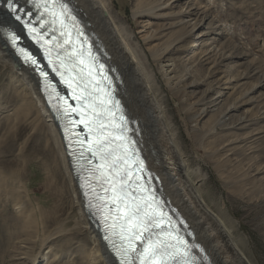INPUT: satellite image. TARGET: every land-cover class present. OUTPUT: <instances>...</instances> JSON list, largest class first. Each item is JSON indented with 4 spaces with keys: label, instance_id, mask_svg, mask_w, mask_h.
<instances>
[{
    "label": "rangeland",
    "instance_id": "1",
    "mask_svg": "<svg viewBox=\"0 0 264 264\" xmlns=\"http://www.w3.org/2000/svg\"><path fill=\"white\" fill-rule=\"evenodd\" d=\"M109 1L142 43L144 24L149 23L155 33L165 23L152 17L138 23L132 9L139 0ZM198 7L209 18L198 26L183 55L170 54L179 60V73L187 77L179 88L182 93L174 95L158 73L161 96L178 126L186 158L192 169L198 168V184L207 203L223 216L251 264H264V0H198ZM172 30L155 33L152 45H164ZM184 55L198 60L186 61L185 66ZM151 62L157 70L152 58ZM1 64L0 264H93L89 234L79 230L71 195L62 192V179L67 178L56 145L46 131L34 128V116L23 112L16 117L22 101L15 94L21 91ZM192 82L194 87H189ZM182 106L190 111L184 113ZM230 106L234 110L228 132L217 121ZM197 112L198 120L189 122L187 116ZM239 116L249 119L242 130ZM240 136L246 137L244 156L241 147L224 146L227 138ZM229 148L233 154L226 158ZM16 205L24 207L23 215Z\"/></svg>",
    "mask_w": 264,
    "mask_h": 264
},
{
    "label": "bare ground",
    "instance_id": "2",
    "mask_svg": "<svg viewBox=\"0 0 264 264\" xmlns=\"http://www.w3.org/2000/svg\"><path fill=\"white\" fill-rule=\"evenodd\" d=\"M64 1L82 20L86 30L92 36L97 50L103 55L106 64L114 71V77L119 84L118 95L133 122L132 127L136 128L138 132V135L135 134V136H138V142L150 170L161 182L159 192L170 207L180 211L181 215H176V218L187 223L189 230L186 228L185 231H187L190 240L203 249L205 257L198 253V260L203 261V264H251L233 238V232L223 216L207 203L201 193L198 184V168L192 169L186 158L183 141L181 142L177 130L178 126H175V119L173 120L165 100L161 96V86L157 76L158 73L161 74L166 86L174 95L178 96V93H182V91L179 92V88L187 77L185 72L179 73V60L172 58L170 54L177 53L181 56L187 51L186 49L190 48L192 36L198 26L209 18L206 11L202 7H198V0H192L185 4L183 0H139L132 9L133 17L138 23L142 18L152 17L165 20V23L161 24L160 29H156L155 33L173 29L164 45H152L156 34L149 23L144 24L140 30L143 33L141 39L144 46L134 33L128 30L121 18L114 13L113 3L109 0ZM22 2V6L29 7L26 8L27 10L34 9L26 0H22ZM176 7H179V10L166 13L167 9ZM39 14L40 10L38 9L33 18ZM170 19L172 21H169ZM6 27L16 29L24 37L29 48L34 49L26 30L15 21L13 14L6 7V0H0V29L4 30ZM196 45L198 44L196 43L193 48ZM151 58L157 66V70H155ZM183 58H185L183 60L185 66H188V61L192 64L198 60V56H195L193 60L186 58L185 55L181 59ZM0 63L9 70L10 76L21 91V94H17L18 92L15 94V97L22 101L20 106L22 110L17 109L16 117L19 118L23 112L34 116V128L38 131H46L51 135L53 143L56 145L67 178L66 180L62 179L61 188L64 189L62 192L67 196L71 195L69 200L75 210L76 225L79 226V230L89 234L88 240L92 242L90 258L93 264H119L97 229L96 221H93L87 213L86 198L74 175L64 137L54 118L56 113L44 97V93L41 92V77L36 74L31 64L24 63L3 31H0ZM188 85L194 87L195 84L192 82ZM197 105L198 102L194 103V106ZM182 110L187 113L190 111V107L182 106ZM205 110L202 108L201 112L204 113ZM233 110L234 106H230L229 112L224 113L217 121L228 132L231 131L228 121ZM187 120L191 123L198 120V112L188 115ZM248 124L249 119L246 116H239V130ZM245 142V136L236 139L227 138V144L225 143L224 146L228 147L233 143L236 148L241 147V151H239L244 156L242 148L246 144ZM230 149L232 148L225 150L226 158H230V155L233 154ZM59 170L56 171L59 173ZM18 191L15 192L18 193ZM15 208L19 215L25 213L22 205H16ZM88 240L87 243H89ZM44 241L42 242L44 243Z\"/></svg>",
    "mask_w": 264,
    "mask_h": 264
},
{
    "label": "snow or ice",
    "instance_id": "3",
    "mask_svg": "<svg viewBox=\"0 0 264 264\" xmlns=\"http://www.w3.org/2000/svg\"><path fill=\"white\" fill-rule=\"evenodd\" d=\"M26 2L43 11L33 19L32 11L18 0H6V5L15 21L40 45L47 60L46 67L60 78V83L67 86L76 101V106H72L64 96L56 93L57 99L64 101L65 116L70 113L79 116V119L69 118L70 124L83 125L86 130L85 136L74 130L72 135L82 148L81 157L84 151L90 154L87 179L95 182L89 186L97 203L90 199L89 206L100 213L104 239L113 244L119 264H195L191 252L196 246L179 235L176 220L163 211V201L157 199L155 190L148 186L149 180L144 179V162L132 147L133 142L124 135L127 120L121 115L117 123L116 111L122 110L119 101L101 86L103 81L111 84L110 78L103 75L104 65L100 64L99 71H95L96 58L92 55L91 45L85 47L87 41L80 42L83 32L77 28L76 39H73L68 29V19L75 27V17L68 5L57 4V0H51V3L49 0ZM37 22L39 27L35 26ZM0 31L4 32L24 63L34 66L47 82L49 73L37 57L25 47L18 46L21 37L15 31ZM49 36L50 39H46ZM100 75L102 80L97 79ZM48 86L50 84L46 83ZM65 132L68 133L69 129L66 128ZM65 138L69 137L66 135ZM97 185L103 194L96 192ZM179 223L184 222L180 220ZM117 235L120 239L118 247L112 240Z\"/></svg>",
    "mask_w": 264,
    "mask_h": 264
},
{
    "label": "water",
    "instance_id": "4",
    "mask_svg": "<svg viewBox=\"0 0 264 264\" xmlns=\"http://www.w3.org/2000/svg\"><path fill=\"white\" fill-rule=\"evenodd\" d=\"M21 4V3H20ZM22 5V4H21ZM43 67V66H42ZM44 70H47V68L44 67ZM48 79H53V77H51V75L48 76Z\"/></svg>",
    "mask_w": 264,
    "mask_h": 264
}]
</instances>
